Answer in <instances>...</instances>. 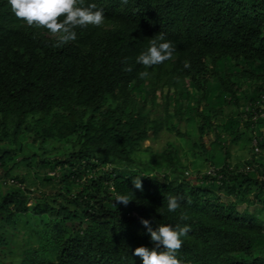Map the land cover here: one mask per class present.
Masks as SVG:
<instances>
[{"label": "trees", "instance_id": "trees-1", "mask_svg": "<svg viewBox=\"0 0 264 264\" xmlns=\"http://www.w3.org/2000/svg\"><path fill=\"white\" fill-rule=\"evenodd\" d=\"M79 2L95 3L104 23L77 28L74 41L60 44L0 0L2 260L141 264L132 250L153 247L140 223L144 218L153 228L190 225L177 251L183 264H264L263 209L249 208L264 205V156L251 146L253 133L260 135L264 126V119L251 120L264 97V0ZM159 32L175 51L145 68L136 56ZM142 71L149 75L141 78ZM157 92L164 98L162 119L151 118L147 108L156 104ZM239 94L249 95L245 105ZM179 100L186 101L189 120L198 121L194 148L206 155L202 140L209 131L208 144L222 153L220 160L205 157L216 168L214 175L197 179L206 188L162 174L175 170L169 150L162 153L160 170L138 160L142 143L163 129L181 135L171 122L181 115ZM226 106L243 113L216 123ZM227 137L250 146L241 164L230 163ZM51 141L71 142V149L45 158L44 145ZM31 145H39V153L30 152ZM259 147L264 150V137ZM32 166L42 174L33 173L30 182L14 171ZM135 176L142 190L133 188ZM117 193L129 196L127 205L113 206ZM168 195L182 197L175 212L167 211ZM243 202L247 206L240 210ZM181 212L187 220L179 219Z\"/></svg>", "mask_w": 264, "mask_h": 264}, {"label": "clouds", "instance_id": "clouds-1", "mask_svg": "<svg viewBox=\"0 0 264 264\" xmlns=\"http://www.w3.org/2000/svg\"><path fill=\"white\" fill-rule=\"evenodd\" d=\"M123 2L126 3L127 0ZM7 5L15 17L29 26L46 29L51 35L58 37L60 44L74 41L77 38V28L89 25L100 26L105 20L103 10L98 9L95 3L82 6L79 0H7ZM148 40V47L136 56L138 64L148 68L159 65L173 56L175 44L166 39L164 32H159ZM138 75L144 78L149 73L142 71ZM132 186L136 190H142L140 176L132 179ZM181 200L182 197L177 195H168L166 197L167 211L175 212L181 207ZM129 201L127 194L117 193L112 203L116 208L117 204L127 205ZM179 219L187 220L188 216L181 212ZM140 223L144 226L153 244L151 248L139 246L132 250V255L139 257L141 264H183L177 258V251L183 243L182 238L187 236L191 230L189 224L174 226L158 224L153 228L149 220L144 218L140 219Z\"/></svg>", "mask_w": 264, "mask_h": 264}, {"label": "rangeland", "instance_id": "rangeland-1", "mask_svg": "<svg viewBox=\"0 0 264 264\" xmlns=\"http://www.w3.org/2000/svg\"><path fill=\"white\" fill-rule=\"evenodd\" d=\"M243 89H247V86L243 83L240 84ZM251 91V90H249ZM160 92H157V99L155 101V105L151 106L148 105L147 108L151 111V118H164L165 112H164V98L159 96ZM240 96V105H245L247 102V99L249 98V95L247 97H243V95L239 94ZM180 108L179 111L181 113L180 116L175 115L171 119V122L174 123L177 127V129L180 131L181 135L177 136L173 133H169L166 130H162L159 134L154 136L153 138H150L146 141H144L141 145V152L139 153L138 160H144L145 165L148 168H155L156 170H160V164L163 162L165 163L166 156L163 155L164 150H169L171 154V162H173V166L175 170L170 173V171L166 169L160 170L164 176H167L168 179L176 178L178 181H184L188 184H196L199 187L206 188L205 184H198L197 179H199L200 175L202 173H206V171L211 167L206 161L205 157L207 156H213L215 160H220L221 158V152L218 150V148H211L208 144V139H211L213 135L208 131L207 136L203 137L202 142L205 145V148L207 149L206 155L201 154L200 150H197V148H194L193 144L197 142L198 140V134H197V118L192 120H189L190 114L185 110V100H179ZM193 103V102H192ZM175 103L172 98L169 100L168 105V114L173 115L175 114ZM243 113V108L237 109L235 106H226L223 108L222 113L218 118L215 120L216 123L222 124L225 122L229 117H236L240 116ZM232 138L227 137L226 138V148L227 151L230 154V163L233 165L241 164L247 157L250 155L249 151V145L243 146L242 140H237V142L231 141ZM26 143V142H25ZM71 142H64V141H51L44 145V149L42 152H44V157L51 159L55 157L56 155H59L61 153H65L68 150L71 149ZM171 145V146H168ZM39 145H34L29 147L30 152L39 153L38 152ZM264 156V150L259 152ZM264 162V161H263ZM10 166V164L8 165ZM165 168V167H164ZM15 172L19 174L26 175L29 182L32 179L33 173L42 174L39 169H37L35 166H32L31 168H16L14 170ZM197 181V182H196ZM217 193L221 194L222 198H226V196L223 195V192L217 191ZM248 200L252 199V195L246 196ZM247 206L246 202H243L241 206H239V209L241 210L243 207ZM250 211H261L259 213L260 219H263L264 221V205L261 203H256L254 206H249ZM12 261V262H11ZM15 259L9 258L5 261L2 260V257H0V263L1 264H14Z\"/></svg>", "mask_w": 264, "mask_h": 264}, {"label": "built area", "instance_id": "built-area-1", "mask_svg": "<svg viewBox=\"0 0 264 264\" xmlns=\"http://www.w3.org/2000/svg\"><path fill=\"white\" fill-rule=\"evenodd\" d=\"M258 119H264V97H262L255 105V107L252 110L251 113V120L252 122L256 123ZM258 132L260 133L257 134L256 132L253 133V138L251 141V146L254 150V153L259 154L260 152V147H259V142L262 141L264 137V126L261 127ZM216 171V168L214 167H209V169L206 171V174L214 175ZM53 174V173H51Z\"/></svg>", "mask_w": 264, "mask_h": 264}]
</instances>
